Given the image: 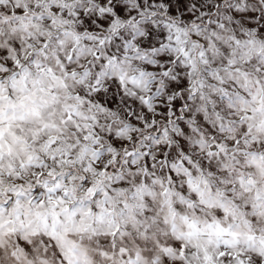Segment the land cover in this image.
<instances>
[{"label": "snow or ice", "instance_id": "snow-or-ice-1", "mask_svg": "<svg viewBox=\"0 0 264 264\" xmlns=\"http://www.w3.org/2000/svg\"><path fill=\"white\" fill-rule=\"evenodd\" d=\"M0 264H264V0H0Z\"/></svg>", "mask_w": 264, "mask_h": 264}]
</instances>
